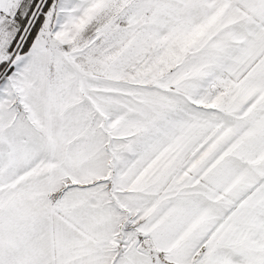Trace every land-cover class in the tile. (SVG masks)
Returning <instances> with one entry per match:
<instances>
[{"label": "snow or ice", "instance_id": "snow-or-ice-1", "mask_svg": "<svg viewBox=\"0 0 264 264\" xmlns=\"http://www.w3.org/2000/svg\"><path fill=\"white\" fill-rule=\"evenodd\" d=\"M0 264H264V0H0Z\"/></svg>", "mask_w": 264, "mask_h": 264}]
</instances>
